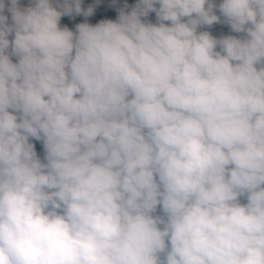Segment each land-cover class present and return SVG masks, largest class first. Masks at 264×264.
I'll use <instances>...</instances> for the list:
<instances>
[{
	"label": "clouds",
	"instance_id": "clouds-1",
	"mask_svg": "<svg viewBox=\"0 0 264 264\" xmlns=\"http://www.w3.org/2000/svg\"><path fill=\"white\" fill-rule=\"evenodd\" d=\"M31 2L0 0V264H264V0L220 39L213 0Z\"/></svg>",
	"mask_w": 264,
	"mask_h": 264
},
{
	"label": "trees",
	"instance_id": "trees-1",
	"mask_svg": "<svg viewBox=\"0 0 264 264\" xmlns=\"http://www.w3.org/2000/svg\"><path fill=\"white\" fill-rule=\"evenodd\" d=\"M220 2L221 0H213V3H215L217 6L215 9L216 15L218 14L220 18H223L221 21V23L223 24L222 25V30H223L222 36L223 37L236 36L237 38H240L244 34L233 32L230 26L225 22V18L221 16L219 9H218ZM137 3H138V0H82L81 8L84 10H87L89 7H92L93 14L88 17H85L82 14L76 15L75 13H73L71 16H68V15L62 16L60 20V26L66 27V24H67V27L70 30L75 32L76 25L80 23H88L94 26L102 20L116 21L118 19L119 12L121 10L130 12L136 6ZM62 5H63V0H53L54 7L59 8ZM9 6L10 5H8L6 2V8H5L4 15L8 17V22L11 23V13L7 10ZM18 6L24 9V8L32 7L34 6V4L31 2V0H20V3ZM156 7H159V6L156 5ZM186 19L187 18H185V20ZM146 21L151 22V23H157L156 14L154 12L149 13V16L146 18ZM165 23H170V22H165ZM209 27L210 26H206V25L202 26L198 29V31L208 32ZM228 30L230 31L229 34H227ZM241 200H242V203L246 202L244 198H241ZM156 214L158 215L162 214L159 208L157 209Z\"/></svg>",
	"mask_w": 264,
	"mask_h": 264
},
{
	"label": "rangeland",
	"instance_id": "rangeland-1",
	"mask_svg": "<svg viewBox=\"0 0 264 264\" xmlns=\"http://www.w3.org/2000/svg\"><path fill=\"white\" fill-rule=\"evenodd\" d=\"M218 15V14H217ZM223 18H220V22L219 23H214L213 25H211L209 27V30L208 32L214 37V38H217V39H220V38H223L222 36V21ZM75 25V24H73ZM66 27H67V24H66ZM230 31L228 30L227 34H229ZM9 40L11 41L13 38H14V34L13 35H10L9 37ZM10 50V49H9ZM217 50H219V47L217 48ZM11 51V50H10ZM9 51V52H10ZM11 59L13 60V62L15 63L17 61V58L15 56H12ZM34 145H35V149H36V152H37V155L38 157L43 160V157H44V149H43V146H42V142L40 141H36V140H32L31 141Z\"/></svg>",
	"mask_w": 264,
	"mask_h": 264
}]
</instances>
